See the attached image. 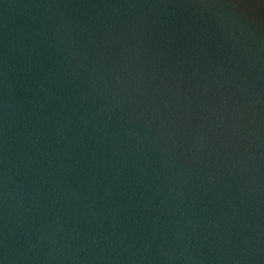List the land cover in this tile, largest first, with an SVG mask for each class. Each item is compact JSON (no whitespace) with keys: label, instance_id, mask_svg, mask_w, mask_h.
Listing matches in <instances>:
<instances>
[{"label":"water","instance_id":"water-1","mask_svg":"<svg viewBox=\"0 0 264 264\" xmlns=\"http://www.w3.org/2000/svg\"><path fill=\"white\" fill-rule=\"evenodd\" d=\"M0 264H264V0H0Z\"/></svg>","mask_w":264,"mask_h":264}]
</instances>
